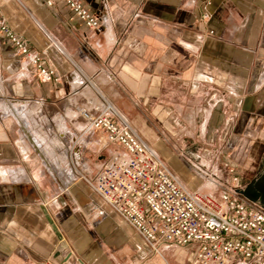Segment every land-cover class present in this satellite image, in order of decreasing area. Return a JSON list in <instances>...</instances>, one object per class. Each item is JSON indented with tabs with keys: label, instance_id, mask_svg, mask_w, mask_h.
<instances>
[{
	"label": "crops",
	"instance_id": "crops-1",
	"mask_svg": "<svg viewBox=\"0 0 264 264\" xmlns=\"http://www.w3.org/2000/svg\"><path fill=\"white\" fill-rule=\"evenodd\" d=\"M46 1L0 0V20L57 79L0 37V264H188L185 247L153 253L80 178L120 148L78 109L99 93L188 190L207 191L174 148L199 143L251 179L264 163V0H79L100 30Z\"/></svg>",
	"mask_w": 264,
	"mask_h": 264
},
{
	"label": "built area",
	"instance_id": "built-area-1",
	"mask_svg": "<svg viewBox=\"0 0 264 264\" xmlns=\"http://www.w3.org/2000/svg\"><path fill=\"white\" fill-rule=\"evenodd\" d=\"M60 1L84 27L100 30V18L79 0ZM46 5L52 6L53 1L47 0ZM0 37L26 58L43 81L57 80L54 70L1 20ZM78 115L86 132L103 134L102 146L116 144L120 148L110 153L91 178H80L153 253L160 254L164 243L191 247L188 264H264V206L236 193L234 185L240 181L236 165L225 161L228 181L220 193L188 190L99 93L78 109ZM69 164V173L75 174L72 155Z\"/></svg>",
	"mask_w": 264,
	"mask_h": 264
},
{
	"label": "rangeland",
	"instance_id": "rangeland-1",
	"mask_svg": "<svg viewBox=\"0 0 264 264\" xmlns=\"http://www.w3.org/2000/svg\"><path fill=\"white\" fill-rule=\"evenodd\" d=\"M209 134L210 132L206 131L205 135ZM174 150L175 154H177L176 160L179 169L188 173L189 177L198 186H203L204 190H207V192L212 191L215 194L220 193L225 188L228 181V175L223 169L225 161H220L218 164L211 163L209 161L211 159L208 158H211L209 155H212V153L209 150H212V148L199 143L196 146L185 147L184 149L174 148ZM203 156L204 159H207L206 162H201L200 159ZM256 176L257 173L251 179L246 180H243L240 176L242 180L239 189L244 188ZM185 249L187 252L192 253L191 247L186 246Z\"/></svg>",
	"mask_w": 264,
	"mask_h": 264
},
{
	"label": "water",
	"instance_id": "water-1",
	"mask_svg": "<svg viewBox=\"0 0 264 264\" xmlns=\"http://www.w3.org/2000/svg\"><path fill=\"white\" fill-rule=\"evenodd\" d=\"M264 178V176H262ZM251 202H255L264 206V185H261L256 178H253L244 188L236 191Z\"/></svg>",
	"mask_w": 264,
	"mask_h": 264
},
{
	"label": "bare ground",
	"instance_id": "bare-ground-1",
	"mask_svg": "<svg viewBox=\"0 0 264 264\" xmlns=\"http://www.w3.org/2000/svg\"><path fill=\"white\" fill-rule=\"evenodd\" d=\"M103 97V96H102ZM104 98V97H103ZM6 104V103H5ZM8 107V105H6ZM9 109V108H8ZM7 109V110H8ZM11 109V108H10ZM11 113L14 115V117L18 118L26 127H30V123H29V120L26 118L27 116H25L22 112H21V108L19 107H14L12 110H10ZM18 121V120H17ZM20 123V122H19ZM22 125V124H21ZM61 133V132H60ZM32 137V136H31ZM59 138V137H58ZM35 141H36V144L40 145L42 143H45V138L41 135H37L35 134V137H34ZM33 140V139H32ZM34 141V142H35ZM48 148V147H47ZM48 150V149H47ZM66 152V151H65ZM55 153V152H54ZM60 155V153H59ZM74 155V154H73ZM77 155V154H76ZM51 156V155H50ZM75 157V156H74ZM73 157V158H74ZM262 176H264V163L261 164V167H260V171L259 173H257V176L255 177L256 178V181H258L261 185H264V178H262Z\"/></svg>",
	"mask_w": 264,
	"mask_h": 264
}]
</instances>
